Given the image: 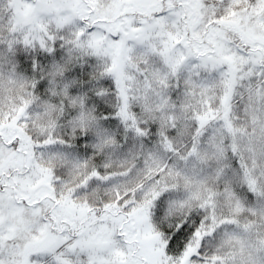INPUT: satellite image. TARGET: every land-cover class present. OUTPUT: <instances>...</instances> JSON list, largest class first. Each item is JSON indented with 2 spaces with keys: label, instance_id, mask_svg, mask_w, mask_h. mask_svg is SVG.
<instances>
[{
  "label": "snow or ice",
  "instance_id": "snow-or-ice-1",
  "mask_svg": "<svg viewBox=\"0 0 264 264\" xmlns=\"http://www.w3.org/2000/svg\"><path fill=\"white\" fill-rule=\"evenodd\" d=\"M0 264H264V0H0Z\"/></svg>",
  "mask_w": 264,
  "mask_h": 264
}]
</instances>
